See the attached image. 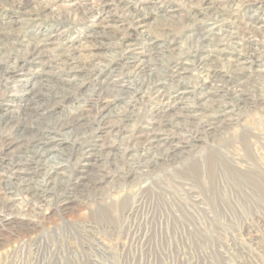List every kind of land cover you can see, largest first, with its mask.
Returning <instances> with one entry per match:
<instances>
[{
	"label": "rangeland",
	"instance_id": "1",
	"mask_svg": "<svg viewBox=\"0 0 264 264\" xmlns=\"http://www.w3.org/2000/svg\"><path fill=\"white\" fill-rule=\"evenodd\" d=\"M262 82L264 0H0V264H264ZM41 137L44 204L11 173Z\"/></svg>",
	"mask_w": 264,
	"mask_h": 264
},
{
	"label": "bare ground",
	"instance_id": "2",
	"mask_svg": "<svg viewBox=\"0 0 264 264\" xmlns=\"http://www.w3.org/2000/svg\"><path fill=\"white\" fill-rule=\"evenodd\" d=\"M144 9V8H143ZM142 8H139L138 11H142ZM136 17L140 18L142 16L141 20H144L146 18V16L148 15L147 12H143L140 15H138V13H136ZM201 38V37H199ZM198 39V38H197ZM199 40V39H198ZM230 46V45H229ZM216 45H211L209 47V49L207 50V54L206 56H200V65H199V71L200 74L202 75V80L203 83H208L213 81V76L211 75V66L213 65V59H217L218 56H216L217 54H219L220 52L223 51V49H218L215 48ZM233 47V46H232ZM206 48V47H205ZM232 49V48H231ZM234 50V49H233ZM194 51V50H193ZM193 53V52H192ZM202 55V54H201ZM214 56V58L212 57ZM188 58V57H187ZM185 59V58H184ZM192 62V61H191ZM197 63V62H196ZM195 63V64H196ZM181 64V63H180ZM182 67L184 65H186V63H182ZM230 65V64H229ZM193 66V65H192ZM185 67V66H184ZM180 68H178L177 70L175 69L174 72L177 76H183V72L185 71L184 69L178 71ZM243 69V68H242ZM156 71V70H154ZM154 71L153 69L149 68L147 70V75L148 78H150L151 80L153 79V82H151L152 86L154 87L153 89L155 91L159 93H161L163 91L162 89V82H159V80H156L154 82ZM190 71V69H189ZM192 72V71H191ZM157 73V72H156ZM196 74V73H195ZM232 78V77H231ZM149 79V80H150ZM199 80V79H198ZM231 81V80H230ZM180 82V81H179ZM197 83V82H196ZM195 83V84H196ZM200 83V82H199ZM194 84V85H195ZM235 85V84H234ZM196 86V85H195ZM260 86L263 87L264 90V82L260 83ZM152 89L151 86H148V90ZM156 92V93H157ZM169 92V91H168ZM197 92V91H196ZM235 92V91H234ZM164 92H162L163 95ZM209 94V91H205L203 93H201V95L205 98L207 97V95ZM232 94V93H231ZM164 95L168 98L167 101H169V97L167 96L165 93ZM164 96V97H165ZM237 96V101L239 102V104L241 105V107H245V99L243 98V96ZM176 97V96H175ZM255 97V96H254ZM180 98V97H179ZM203 99V98H202ZM232 99V98H231ZM173 100V99H172ZM208 100V99H207ZM250 100V99H249ZM231 101V100H229ZM224 103V102H223ZM169 107L174 106V104L169 103L168 104ZM175 107V106H174ZM224 107V106H223ZM234 108V107H233ZM217 111V110H216ZM231 111V110H230ZM229 111V112H230ZM215 112V111H214ZM23 113V112H22ZM262 113V111H261ZM221 114V113H220ZM224 114H227V111L224 112ZM223 114V115H224ZM263 114V113H262ZM22 115V114H21ZM40 115V114H39ZM195 115V114H194ZM229 115V114H228ZM208 116V115H206ZM192 117V116H191ZM232 117V116H231ZM263 118V117H262ZM261 118V119H262ZM158 119V118H157ZM187 119V118H186ZM188 120V119H187ZM162 121V120H161ZM226 121V120H225ZM224 121V122H225ZM222 123V122H221ZM16 129V128H15ZM168 129V128H167ZM160 133V132H159ZM238 136V135H237ZM161 138L157 137L154 138L153 142L154 145L157 146L160 143ZM168 141V140H167ZM171 142V141H170ZM242 143V141H241ZM147 146V145H146ZM173 150V149H172ZM56 151V149L54 148V146L51 144V140L47 137L45 138H39L38 140H36L31 146H28L26 152H25V156L23 157V159L19 162L16 163V165H14V167L11 170L12 176H14L15 179V186H16V192H19L21 194V197H30V198H35L36 200H38V202L44 204L47 203L48 201V196L45 194H42L41 192H39L37 190V188L35 187V183H37V177L41 176L42 181L47 185V187H49L52 190L57 189L58 185H59V181H60V176L62 175V171H61V163L59 160V155L54 152ZM150 153V152H149ZM153 153V152H152ZM143 154V153H142ZM95 155V154H94ZM169 155V154H168ZM82 156V155H81ZM165 157V156H164ZM97 158V157H96ZM78 160V159H77ZM80 160V159H79ZM78 160V161H79ZM73 161V160H72ZM77 161V162H78ZM145 164V163H144ZM151 164V163H150ZM94 165V163H91L90 160L88 161H84V163L82 164L81 167V172L82 175L86 174V172L89 170L90 166ZM135 165V164H134ZM108 166V165H107ZM112 168V167H111ZM134 168V167H133ZM6 172V171H5ZM122 172V171H121ZM9 173V172H8ZM71 173V172H70ZM132 173V172H131ZM64 174V173H63ZM104 174V173H103ZM124 174V173H123ZM76 175V174H75ZM81 175V178L83 179L84 176ZM63 176V175H62ZM77 177V176H76ZM84 180V179H83ZM123 180V179H122ZM82 181V180H81ZM95 184V183H94ZM169 184V183H168ZM120 185L123 187L124 192L126 191V189H128L130 191V189L135 185L133 183H128V184H121ZM222 185V184H221ZM66 188V187H64ZM71 188V187H70ZM88 188V187H87ZM69 190V189H68ZM77 190V189H76ZM167 190V189H165ZM173 190V189H172ZM50 191V190H49ZM164 191V190H162ZM48 192V191H47ZM55 192V191H54ZM64 192V191H63ZM66 192V191H65ZM96 192V191H95ZM174 194V193H173ZM6 195V194H5ZM20 196V195H19ZM178 196V195H177ZM61 197V196H60ZM126 197H129V193L126 191L125 194L123 196H121V200L118 201L121 205V201H124L126 199ZM103 197L100 195L99 197V202L100 204H103L105 202H108L107 200H103ZM109 198V197H108ZM169 198V197H168ZM59 199V198H58ZM55 200V199H54ZM132 200H134V198H132ZM60 201V200H59ZM134 202V201H133ZM176 202V201H175ZM52 203V202H51ZM36 204V203H35ZM175 208V207H174ZM134 210V204L132 203V205H130V207L128 208V210L126 209H121L120 213L124 216L125 214L131 213ZM174 210V209H173ZM102 213V211H101ZM134 218V217H133ZM82 224V223H81ZM93 224V223H92ZM91 226V225H90ZM83 228V227H82ZM87 228V227H86ZM84 230V229H83ZM64 231V230H63ZM93 231V230H92ZM57 232V231H56ZM71 232V231H70ZM144 234V233H143ZM59 235V234H58ZM128 235V234H127ZM144 236V235H143ZM51 238V237H50ZM47 239V238H46ZM254 239V238H253ZM49 240V239H48ZM87 240V239H86ZM136 240V239H135ZM41 241V239H40ZM88 241V240H87ZM130 241V240H129ZM48 242V241H47ZM29 244V243H28ZM48 244V243H47ZM96 245V244H95ZM89 246V245H88ZM55 248V247H54ZM40 249V248H39ZM67 249V248H66ZM89 250L87 251H91L96 254L99 255L102 258V253L100 252V249L98 247H96L95 249L92 248H88ZM48 253L51 254L52 252V247L47 249ZM54 251V250H53ZM84 250H77L75 252H72L70 257H69V264H82V252ZM29 252V251H28ZM40 252V251H39ZM30 253V252H29ZM53 253V252H52ZM27 254V253H26ZM43 255V254H42ZM56 255V254H55ZM45 256V255H44ZM58 256V255H57ZM166 256V255H165ZM22 257V256H21ZM91 257V256H90ZM88 258V260L86 261V263L84 264H98L96 260H93L91 258ZM50 259V258H48ZM59 259V258H58ZM74 259V260H73ZM39 260V258L37 259ZM43 262H47V264H49V261H47L45 259V257H43ZM78 263H77V261ZM17 261V260H16ZM19 261V260H18ZM60 261V259H59ZM42 262V261H41ZM61 262V261H60ZM30 263V262H29ZM165 263V262H164ZM5 264V263H4ZM61 264H63L61 262Z\"/></svg>",
	"mask_w": 264,
	"mask_h": 264
}]
</instances>
